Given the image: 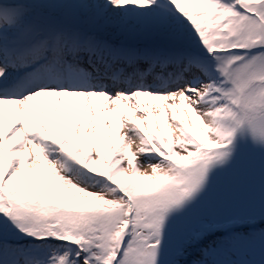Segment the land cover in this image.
<instances>
[{
	"label": "snow or ice",
	"instance_id": "obj_1",
	"mask_svg": "<svg viewBox=\"0 0 264 264\" xmlns=\"http://www.w3.org/2000/svg\"><path fill=\"white\" fill-rule=\"evenodd\" d=\"M261 222L264 0L0 4V264H264Z\"/></svg>",
	"mask_w": 264,
	"mask_h": 264
},
{
	"label": "rangeland",
	"instance_id": "obj_2",
	"mask_svg": "<svg viewBox=\"0 0 264 264\" xmlns=\"http://www.w3.org/2000/svg\"><path fill=\"white\" fill-rule=\"evenodd\" d=\"M255 176L253 177V173L252 172H246L244 174L240 175V178L238 180V182L240 183L241 186L243 187H250L252 190H254L256 192V194L258 195V185L261 182V169L255 170ZM249 179H251V182H249ZM234 180H229V181H225L224 178H221L220 180V188L223 189L224 187H226L227 185L233 183ZM242 207L241 205H237V204H231V205H225L223 207H221L218 211H219V215L221 217H232L234 213L236 212H241ZM264 227V225L258 227V228H262ZM240 231H247V229H243ZM204 257L201 255V253L199 252L198 249H194L190 252V255L187 257L189 264H191V262L193 261H197V260H201ZM233 259H235L236 257L233 256L231 257ZM251 258V257H249ZM256 259H259V255L257 254V256L255 257Z\"/></svg>",
	"mask_w": 264,
	"mask_h": 264
},
{
	"label": "bare ground",
	"instance_id": "obj_3",
	"mask_svg": "<svg viewBox=\"0 0 264 264\" xmlns=\"http://www.w3.org/2000/svg\"><path fill=\"white\" fill-rule=\"evenodd\" d=\"M37 2H42V0H0V4H4V3H11V4L12 3H37ZM78 22H80L81 24H85L86 23L84 18H82V17L79 18ZM113 39H115V37H113ZM141 99L146 102L145 106L150 107V108L153 109V116H156V115L159 114L158 110L156 109V103L157 102H153L150 97H142ZM98 103L102 104L103 101H99ZM177 103H179V101H177ZM124 105H125V109L126 110H130L131 105H129L128 102H124ZM63 110L64 109H63V106H62L61 115L63 114ZM89 115H90V113H89ZM139 115H140L139 113H136L135 115H133V119H136ZM168 115H171L170 111H169ZM112 116H113V122H114L116 113H113ZM98 117H99V111H98ZM37 118L43 119V117H37ZM73 118H74V116H70V119H73ZM85 122L87 123V117H86ZM98 122L100 123V127L102 129H107V127H109V125L107 123H105L103 119H98ZM113 126H114V123H113ZM122 131H127V128L125 127ZM171 131H172V134H173L174 137L179 135V132L175 130L174 124H173V127H172ZM111 139H112L111 137L106 138V140L108 142H110ZM137 143H139V142L137 141ZM133 151L134 152L136 151V145L135 144L133 145ZM255 158L260 160V157H259L258 154L255 156ZM141 159H142V157H141Z\"/></svg>",
	"mask_w": 264,
	"mask_h": 264
}]
</instances>
